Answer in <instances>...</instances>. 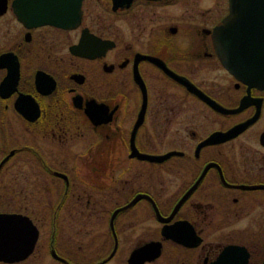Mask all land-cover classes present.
<instances>
[{"label":"flooded vegetation","instance_id":"af4514ba","mask_svg":"<svg viewBox=\"0 0 264 264\" xmlns=\"http://www.w3.org/2000/svg\"><path fill=\"white\" fill-rule=\"evenodd\" d=\"M228 12L0 0V264H264V87L218 53Z\"/></svg>","mask_w":264,"mask_h":264},{"label":"water","instance_id":"95a60500","mask_svg":"<svg viewBox=\"0 0 264 264\" xmlns=\"http://www.w3.org/2000/svg\"><path fill=\"white\" fill-rule=\"evenodd\" d=\"M214 41L226 66L251 74L264 87V0H229V12L215 26ZM13 216L0 212V219ZM7 225L0 221V235Z\"/></svg>","mask_w":264,"mask_h":264}]
</instances>
